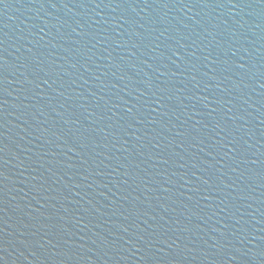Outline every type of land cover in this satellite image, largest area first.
I'll use <instances>...</instances> for the list:
<instances>
[{"label":"water","instance_id":"water-1","mask_svg":"<svg viewBox=\"0 0 264 264\" xmlns=\"http://www.w3.org/2000/svg\"><path fill=\"white\" fill-rule=\"evenodd\" d=\"M0 264H264V0H0Z\"/></svg>","mask_w":264,"mask_h":264}]
</instances>
